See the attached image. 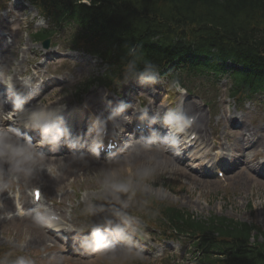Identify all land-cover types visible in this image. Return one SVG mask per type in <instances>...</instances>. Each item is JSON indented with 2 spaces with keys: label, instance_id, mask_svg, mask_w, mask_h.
<instances>
[{
  "label": "rangeland",
  "instance_id": "374dc122",
  "mask_svg": "<svg viewBox=\"0 0 264 264\" xmlns=\"http://www.w3.org/2000/svg\"><path fill=\"white\" fill-rule=\"evenodd\" d=\"M28 13L29 12L20 13L18 19L26 17ZM20 43L21 45H16V47L12 49L14 51H11L10 53L13 56L16 54V65L23 58L25 47L28 48L29 46H39V43L32 44L25 37L21 39ZM13 65L10 64L8 67ZM64 67L65 66H61V68ZM59 77L60 79H58V81L64 83L63 89L60 92V95H62V93L66 91V87L69 86V84L66 83V79L69 77V74L67 72L61 71ZM127 83H134L138 87L135 94L141 95L147 101L148 99H153L155 101V106L160 105L163 110L169 107L167 103L170 100V96L169 94H165L169 91V87L166 83L156 81L155 85H147L141 84L139 80L134 82L127 81L126 84ZM224 84H226V82L222 80L221 85ZM49 88L47 90H49ZM92 88H94V94L91 92L89 95H86V97L97 96L99 93L103 92L110 93L111 97L116 102H121L116 94L105 91L103 87L96 86ZM92 88H90L89 91H91ZM55 91L56 90L51 92L52 95H56L54 94ZM133 94L134 91L132 90L127 96H125V103H130L133 101ZM261 99L262 98H258L256 101L250 102L247 109V114L244 115V122L251 127L254 125H252L249 120L255 124L256 118L254 115L264 118V102L260 101ZM231 104L232 106H225L223 111L230 112L232 115L239 113L236 112L237 109L235 108L234 104L232 102ZM216 107H213L215 114H217ZM241 111H246V109L243 107ZM218 116L220 117V115ZM141 150L142 151H140L138 154H127V156H124L120 160H115L110 163H99L98 166L89 167L87 170L83 171L82 174H79L78 180L73 183L75 184V187L70 183H67L70 185L64 183V185H60L55 189L62 190V192L64 191L63 199L73 202L71 215L75 222H78L77 225L81 227V229L85 228L89 231L92 228L91 225H87L85 220L86 218L82 219L78 215L82 211V207H77V202L74 200L75 198L72 197L70 199L68 195L73 196L79 192L80 196H84L86 191L92 193V189H85L83 187L85 183H87L91 188H95V185L103 187L105 179L109 177L120 182L128 183L130 185V191L128 193H118L115 195L110 192L117 204H110L107 206L108 208L103 205L99 206L97 207L96 212L87 215L90 217L96 215H110V217H113V220L114 218H119L120 223L126 225L123 228V231L128 232V230L131 229L130 223L125 224L122 217L115 215L116 212L123 214L128 213L129 217L133 219L134 223L144 227L146 232H153L154 237L158 240V243L154 241L155 245L150 249V253L153 251L159 252L165 246L169 248L170 252H174V250L179 247V244L176 241L171 242L161 239L158 236L157 230L155 229L156 225L149 223V221L151 222V219L154 215V208L149 201H155L157 199V195L156 193L154 194V192L159 194L164 193L161 197L164 202L176 204L179 208L185 209L188 213L193 214V216L207 217L209 215H224L226 217L230 216L231 218L240 221L252 222L259 227H263L264 189H260V186L262 185H256L261 192H257L255 194V204L250 206L247 202V197L250 191L249 188L252 184L256 183L252 175H248V178L244 176L242 178H233L229 181V185L224 187L220 183L211 182L210 179L201 178L197 174V167L200 161L191 160L189 162V168H187L186 165L180 164L179 161L172 159L170 154H173V150H170L167 155L156 150L151 151V148ZM135 152H137V150H135ZM131 155L134 157H130ZM145 173H147V175H145ZM3 174H5V171H3ZM244 179L246 182H243ZM1 184L5 186V192L3 193L2 197L18 190L17 187H14L13 189L8 188L9 186L7 184V178L4 179ZM25 191L30 197V191L28 189H25ZM118 195L120 196L117 199L116 197ZM56 208L58 209V207ZM144 220H146L149 225H146ZM19 221L20 220H0V250L2 251V249H4V254L0 258V264L16 263V261H14L18 256L15 253L16 250L24 253H43L40 248L35 247L37 245V239L35 238L36 233L39 235L41 234L39 228H37L34 224L29 225L27 221ZM128 221L131 222V219L128 218ZM109 225L110 224L106 222L102 223L98 227L101 228ZM128 237L131 238V236ZM179 240L182 245V250L179 253L182 254L185 251L186 244H184L181 239ZM124 243L125 244H121V246L117 244L113 247H108L102 251L103 253L95 254L88 259H83L80 261V263L63 260H60L56 263L55 260H53L48 264H63V262L65 264L158 263V259L153 260L151 254L143 252L140 247L143 249L145 248L136 241H133L132 238L130 240L126 239ZM37 257L40 259L41 256L38 255Z\"/></svg>",
  "mask_w": 264,
  "mask_h": 264
},
{
  "label": "trees",
  "instance_id": "16d2710c",
  "mask_svg": "<svg viewBox=\"0 0 264 264\" xmlns=\"http://www.w3.org/2000/svg\"><path fill=\"white\" fill-rule=\"evenodd\" d=\"M91 5L86 7L79 4L74 8L86 15L88 20L105 21L109 20L110 28L112 21L121 22L122 28L118 29L115 35H110L109 39L119 40V44L132 45L136 43L137 54H143L145 63L154 64L156 59L170 54H174L187 48H202L214 50V55L220 60L230 58L233 61H240L246 67L252 68L259 75L239 76L242 85L254 86L264 83V0H90ZM159 2H168L162 7ZM71 12V11H70ZM150 12L152 17L149 18ZM98 17V18H97ZM112 20V21H111ZM194 20L200 30L191 35V41L184 46L186 29ZM115 27V26H114ZM116 28V27H115ZM128 30V33L126 31ZM125 33L127 36H125ZM174 34V38L171 35ZM157 35L160 41L159 48L146 47L139 49L150 38ZM166 36V37H165ZM110 44V43H109ZM150 43H148L149 45ZM186 48V49H184ZM208 50V49H207ZM142 51V52H141ZM159 51V52H158ZM252 74V73H250ZM258 76V77H253ZM254 78V82L246 79ZM176 212V211H174ZM174 212L170 217H174ZM180 216V215H177ZM181 222L196 229L197 222L188 216L184 219H176V223ZM205 230V227L203 228ZM214 227L204 232L213 234ZM218 235L227 238L228 245L232 249L231 257L245 258L253 254L251 264H264V230L260 231L263 241L258 249L252 250L247 247V235L250 228L221 227L216 229ZM243 238L244 243L240 240ZM244 248L250 253H241L237 247Z\"/></svg>",
  "mask_w": 264,
  "mask_h": 264
},
{
  "label": "clouds",
  "instance_id": "9594fccd",
  "mask_svg": "<svg viewBox=\"0 0 264 264\" xmlns=\"http://www.w3.org/2000/svg\"><path fill=\"white\" fill-rule=\"evenodd\" d=\"M134 54V50H130ZM126 72L124 76V82L129 79L138 78L141 84H153L157 80V68L152 63H145L142 69L138 68L135 62H131L125 66ZM21 102L17 101L15 107L19 108ZM125 107L121 104L111 115L107 117V121H113V129H119L120 125L114 121L119 113L123 112ZM142 113H146V109L141 108ZM60 109L45 110L44 108H38L29 113L27 119L24 121L25 128H31L38 130L41 134V143L47 142L52 145H56L62 137L67 133L66 128L62 126V116L59 114ZM194 120L193 116L186 114L182 108L169 111L165 119V123L171 129L177 132L182 131L186 126L191 124ZM106 121L97 118L94 121V127L96 128V136L93 145V151L100 147L102 140L106 135ZM92 129H89L91 131ZM122 130V129H121ZM116 133L113 132L114 136ZM70 147L75 145L70 144ZM43 156L37 151V146L31 142L29 137H23L21 133L11 126L0 127V172L7 166V171L12 174H24L29 175L35 166H38L43 161ZM147 175V173H145ZM104 188L110 191L112 194L128 193L130 191V185L125 182H120L112 178H106L104 181ZM118 199V196L116 197ZM115 215L122 217L124 223L127 224L128 218L123 213L116 212ZM41 218L37 217V221L40 222ZM111 224L112 221H107ZM116 235H123V229L116 225L111 229ZM91 239L96 249L107 248L109 243L105 233L101 231L99 227H93L91 229ZM130 240V237H124ZM20 264H23L21 261Z\"/></svg>",
  "mask_w": 264,
  "mask_h": 264
},
{
  "label": "bare ground",
  "instance_id": "6f19581e",
  "mask_svg": "<svg viewBox=\"0 0 264 264\" xmlns=\"http://www.w3.org/2000/svg\"><path fill=\"white\" fill-rule=\"evenodd\" d=\"M3 47H4V46H2V48H3ZM3 56H4V55H2V53H0V58H1V59H4ZM1 59H0V60H1ZM49 83H50V82H49ZM45 85H48V83H45ZM125 88H127V86H126ZM88 110H89L90 114H91L94 118H100V119H102V120H105V121H106V125H105V126H107L108 128H111V127H112V125H113V121H107V117H108V115H109V111H108V110L104 111L103 109L97 108V107H95V106H89V107H88ZM3 112H4V108H3V107H0V124H1V121H2V114H3ZM80 117L83 118V119H87L86 116L77 113V115H76V119L78 120V122H77V124H76L75 126H78V125H84L83 128H85V124H86V123H85L84 120H82ZM71 120H72V119H70V121H71ZM88 120H89V119H88ZM199 121H201V120H199ZM164 125H165V124H164ZM86 126H87V125H86ZM163 127H164V126H163ZM79 128H80V126H79ZM195 128H196L197 130H199V125H198V123L195 124ZM80 129H82V128H80ZM31 130H34V129H31ZM33 135H35V134H33ZM81 139H82V138H80V140H81ZM66 156H71L72 159H75L76 157L81 156V154H80V153H73V152H71V153L68 154V155H60V156H56V155H54V156H50V155H49V156H43L44 159H43L42 163H41L40 165H38V166H35V167L33 168V171H32L29 175L26 176V175H24V174H16L17 179H18V181H24V182H31V181L39 180V181H41V182L43 183V185H44L47 189H49V188H51V187L54 188L55 186L62 184L63 181H64L65 178H66V172L61 168L60 165L57 164V160H58V159L65 158ZM45 166H49V167H52V166H53V167L57 168L58 170H60L61 173L59 174V176H57V177H55V178H50V177L48 176L46 170L44 169ZM5 168L7 169V166H5ZM28 204H29V202L26 201V198H23V200H22V205H23V206H28ZM26 220L30 223V225L33 224V223L30 222L28 219H26ZM30 227H31V226H30ZM55 228H59V226L55 225ZM59 231H62V228H60ZM64 235L67 236L66 234H64ZM35 238H36V239L39 238V234H38V233H36ZM36 239H35V240H36Z\"/></svg>",
  "mask_w": 264,
  "mask_h": 264
}]
</instances>
